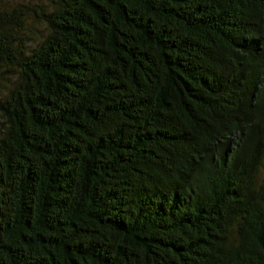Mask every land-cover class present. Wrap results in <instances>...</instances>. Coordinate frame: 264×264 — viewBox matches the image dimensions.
Instances as JSON below:
<instances>
[{
	"label": "trees",
	"instance_id": "obj_1",
	"mask_svg": "<svg viewBox=\"0 0 264 264\" xmlns=\"http://www.w3.org/2000/svg\"><path fill=\"white\" fill-rule=\"evenodd\" d=\"M0 264H264V0L0 5Z\"/></svg>",
	"mask_w": 264,
	"mask_h": 264
},
{
	"label": "rangeland",
	"instance_id": "obj_2",
	"mask_svg": "<svg viewBox=\"0 0 264 264\" xmlns=\"http://www.w3.org/2000/svg\"><path fill=\"white\" fill-rule=\"evenodd\" d=\"M50 0H0V5H8L9 3H16V2H28L31 4H36V5H41V4H47V2H49ZM34 31H36L38 34H43L44 30H43V26L35 21L34 22Z\"/></svg>",
	"mask_w": 264,
	"mask_h": 264
}]
</instances>
